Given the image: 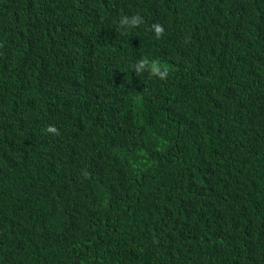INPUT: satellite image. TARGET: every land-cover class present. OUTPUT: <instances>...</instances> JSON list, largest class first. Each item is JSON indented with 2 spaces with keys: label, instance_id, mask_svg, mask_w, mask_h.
Listing matches in <instances>:
<instances>
[{
  "label": "trees",
  "instance_id": "obj_1",
  "mask_svg": "<svg viewBox=\"0 0 264 264\" xmlns=\"http://www.w3.org/2000/svg\"><path fill=\"white\" fill-rule=\"evenodd\" d=\"M0 264H264V0H0Z\"/></svg>",
  "mask_w": 264,
  "mask_h": 264
},
{
  "label": "clouds",
  "instance_id": "obj_2",
  "mask_svg": "<svg viewBox=\"0 0 264 264\" xmlns=\"http://www.w3.org/2000/svg\"><path fill=\"white\" fill-rule=\"evenodd\" d=\"M143 22V17L139 14L122 16L117 25V31L121 34H126L129 28L139 26ZM151 30L154 31L157 39H160L165 31L164 27L160 23L152 24ZM132 68L137 76H140L144 72H148L150 76L157 77L160 80H165L169 74V68L167 66L162 65L157 59H149L147 57L137 60L132 65ZM47 131L57 133V129L54 126H49Z\"/></svg>",
  "mask_w": 264,
  "mask_h": 264
}]
</instances>
